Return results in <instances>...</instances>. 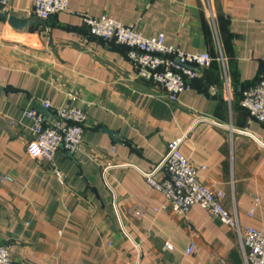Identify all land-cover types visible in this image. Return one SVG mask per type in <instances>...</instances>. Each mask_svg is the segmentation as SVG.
<instances>
[{
    "label": "crops",
    "instance_id": "crops-1",
    "mask_svg": "<svg viewBox=\"0 0 264 264\" xmlns=\"http://www.w3.org/2000/svg\"><path fill=\"white\" fill-rule=\"evenodd\" d=\"M34 1L7 0L0 12V246L15 264H245L236 232L201 207L153 212L164 201L133 167L152 171L181 139V153L204 167L201 183L264 235V125L240 107L264 74V0H68L77 16L43 22L26 13ZM83 16L163 34L166 46L213 63L169 103L137 77L126 48L89 36ZM45 101L87 115L78 153L59 149L52 165L35 158L24 117H48Z\"/></svg>",
    "mask_w": 264,
    "mask_h": 264
},
{
    "label": "built area",
    "instance_id": "built-area-1",
    "mask_svg": "<svg viewBox=\"0 0 264 264\" xmlns=\"http://www.w3.org/2000/svg\"><path fill=\"white\" fill-rule=\"evenodd\" d=\"M6 7L7 0H0V12ZM26 13L42 22L60 13L77 16L69 8L68 0H35ZM81 20L91 38L114 42L126 48L127 59L136 68L137 77L161 90L169 103H177L180 95L191 91V81L196 78L197 71L210 68L213 62L208 53L186 54L178 48L166 46L163 34L145 38L135 26L126 27L105 16H83ZM41 107L49 113L48 117L33 109L24 112V117L31 123L29 132L35 158L52 165L59 149L76 155L87 121L86 113L71 104L52 108L45 101ZM240 107L247 112L250 121L264 125V74L253 87L242 92ZM181 144V139L173 141L161 162L148 173L133 167L164 201L153 212L169 210L176 216L184 217L191 208L199 206L236 232L245 264H264V235L252 227L242 228L237 216L225 210L224 193L201 183L198 172L204 167H195L181 153ZM160 171L164 172V178L157 180L156 175ZM53 172L62 184L63 175L56 169ZM2 181L10 182V179L3 178ZM135 216L139 217L140 213L136 212ZM165 250L171 252L172 247L166 245ZM193 250L194 247L190 246L185 255L192 254ZM0 264H15L10 250L4 246H0Z\"/></svg>",
    "mask_w": 264,
    "mask_h": 264
},
{
    "label": "water",
    "instance_id": "water-1",
    "mask_svg": "<svg viewBox=\"0 0 264 264\" xmlns=\"http://www.w3.org/2000/svg\"><path fill=\"white\" fill-rule=\"evenodd\" d=\"M9 22L11 23V25L13 27H16V28H21V27H24L25 25L27 24H31L32 22L29 21V20H17L15 18H10L9 19ZM186 69H189V70H192V68H189V67H185ZM109 135L111 134L110 132H107ZM68 155H70L69 153H67Z\"/></svg>",
    "mask_w": 264,
    "mask_h": 264
},
{
    "label": "trees",
    "instance_id": "trees-1",
    "mask_svg": "<svg viewBox=\"0 0 264 264\" xmlns=\"http://www.w3.org/2000/svg\"><path fill=\"white\" fill-rule=\"evenodd\" d=\"M213 63V62H212ZM212 65V64H211Z\"/></svg>",
    "mask_w": 264,
    "mask_h": 264
}]
</instances>
